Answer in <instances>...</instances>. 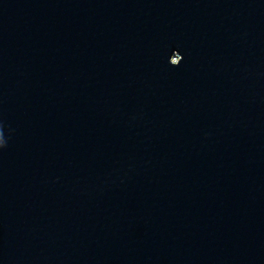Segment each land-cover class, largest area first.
<instances>
[{"label":"water","instance_id":"obj_1","mask_svg":"<svg viewBox=\"0 0 264 264\" xmlns=\"http://www.w3.org/2000/svg\"><path fill=\"white\" fill-rule=\"evenodd\" d=\"M51 264H264V0H136Z\"/></svg>","mask_w":264,"mask_h":264},{"label":"clouds","instance_id":"obj_2","mask_svg":"<svg viewBox=\"0 0 264 264\" xmlns=\"http://www.w3.org/2000/svg\"><path fill=\"white\" fill-rule=\"evenodd\" d=\"M4 125L0 122V149H3L7 144V139L4 134Z\"/></svg>","mask_w":264,"mask_h":264}]
</instances>
